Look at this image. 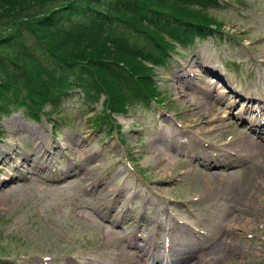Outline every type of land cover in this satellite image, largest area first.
Instances as JSON below:
<instances>
[{
  "label": "rangeland",
  "instance_id": "1",
  "mask_svg": "<svg viewBox=\"0 0 264 264\" xmlns=\"http://www.w3.org/2000/svg\"><path fill=\"white\" fill-rule=\"evenodd\" d=\"M68 1L39 0L29 14ZM221 2L207 11L219 33L179 45L167 64H150L149 108L132 101L98 127L100 105L70 90L54 107L42 105L50 118L33 121L21 109L0 115V154L17 150L0 178L23 175L0 185V264H130L129 256L160 264L164 253L180 264H264V128L256 126L264 124V0ZM30 5L3 0L0 32L8 34ZM208 143L235 148L239 168L217 178L201 151ZM40 153L32 170L17 166ZM124 206L142 229L122 215Z\"/></svg>",
  "mask_w": 264,
  "mask_h": 264
},
{
  "label": "trees",
  "instance_id": "2",
  "mask_svg": "<svg viewBox=\"0 0 264 264\" xmlns=\"http://www.w3.org/2000/svg\"><path fill=\"white\" fill-rule=\"evenodd\" d=\"M26 1L31 5L11 22L9 33L0 32V115L21 109L39 120L49 116L43 104L54 107L76 90L86 104L100 105L97 123L113 122L132 101L155 96L149 64L163 63L169 51L194 36L211 35L210 25L218 24L207 11L222 5V0H70L33 15L40 2Z\"/></svg>",
  "mask_w": 264,
  "mask_h": 264
},
{
  "label": "bare ground",
  "instance_id": "3",
  "mask_svg": "<svg viewBox=\"0 0 264 264\" xmlns=\"http://www.w3.org/2000/svg\"><path fill=\"white\" fill-rule=\"evenodd\" d=\"M201 57V56H200ZM199 62V61H198ZM188 65L187 64H182L181 65V67H182V69L183 70H185L186 69V67H187ZM211 67V66H210ZM211 69L213 70V72L215 73V74H218V71L216 70V69H214V68H212L211 67ZM186 72V74L188 75L190 72H192L191 70H190V68H187V70L185 71ZM185 76V73H182V74H178L177 75V79H178V83L180 84V80H181V82L183 83V81H182V79H183V77ZM218 101L220 100V99H217ZM223 107L224 106H222V104H221V106H220V109H223ZM219 115V114H218ZM221 115V114H220ZM225 116L224 115H221V117L220 118H224ZM29 119H31V120H33V121H38V120H34L32 117L31 118H29ZM226 126H231V125H229L228 123H226ZM29 128V127H28ZM262 128H264V125L262 126ZM30 129V128H29ZM248 129H251V127H248ZM40 130V129H39ZM41 131V130H40ZM230 131L232 132V133H234V132H236V130H235V128L233 127V126H231V129H230ZM35 131H31L30 130V133L34 136V139L36 140V142H37V140L39 139H41V134L39 135V137L38 136H35V134L36 133H34ZM187 135V134H186ZM181 136V138L180 139H182L183 140V135H180ZM258 137H260V136H258ZM242 141L243 142H250V143H252L251 142V139H247L246 137L245 138H243L242 139ZM185 143V142H184ZM186 143L187 144H189V145H191L190 144V142H189V140L187 139L186 140ZM37 145V147H39L40 146V143H37L36 144ZM194 147L196 146V145H193ZM172 147H173V145H172ZM212 150H214V146H211V147H208V149H207V152H210V151H212ZM15 151H17V150H15V149H12V148H10L9 149V151L7 152H3L2 154H0V174H1V171L3 170V166H4V162L10 157V155L11 154H16L15 153ZM48 151V153L49 154H52V150H47ZM262 152L260 153V155L262 156V154L264 153V148H263V150H261ZM42 153V152H41ZM41 153L37 156V157H35L36 156V154H31V155H29V156H24L19 162H18V164H17V166L18 167H20V165L21 166H23V164L21 163L22 161L25 163V164H27L28 166H29V168L32 170L34 167H36V163L38 162V160H39V157H40V155H41ZM231 157H230V155L227 153V152H225V161L224 162H221V160H216V164H219L220 166H223L224 168H232V163H231V159H230ZM193 160H194V162H198V157H195V158H192ZM44 168H48L47 166H45ZM73 169H74V165H72L70 168H68V170H69V172L71 173V172H74L73 171ZM79 169V166H76V168H75V170H78ZM209 169H210V166H207L206 167V170L207 171H209ZM17 171H18V169H16ZM63 172H62V169H59L58 171H57V174L60 176V178L61 177H64V174H62ZM18 174H21V173H16L15 175H13V176H9V177H1L0 178V185L2 186L3 184H5V183H7V182H9V181H12V180H15V179H18V178H20L21 176H23V175H18ZM17 175V176H16ZM1 176V175H0ZM14 176H16V177H14ZM122 215H125L126 216V218H130V219H133L134 220V223H133V225H134V228H136V229H142L143 228V225H142V222H143V220L141 219V217H139L138 215H136V214H134V213H130V211H128L126 208H125V206L123 207V210H122ZM143 232H145V229H143ZM136 238L135 237H132V236H129V238H128V241H129V245L130 246H137V242H136V240H135ZM133 257L134 258H137V255L136 254H134L133 255ZM159 257H161L160 258V264H180L179 263V261L178 260H174L171 256H169L168 257V260H166V262L164 263V261H163V259H162V257H163V255L162 256H159ZM129 260H130V264H136V263H134V262H132L131 261V259H130V256H129ZM157 263V261H154L152 264H156ZM198 264H201L200 262L198 263Z\"/></svg>",
  "mask_w": 264,
  "mask_h": 264
}]
</instances>
